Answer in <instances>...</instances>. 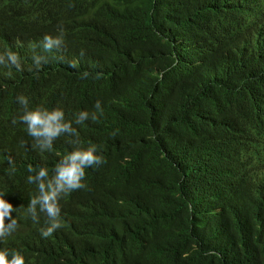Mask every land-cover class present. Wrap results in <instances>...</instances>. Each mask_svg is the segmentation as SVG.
<instances>
[{"label":"trees","instance_id":"trees-1","mask_svg":"<svg viewBox=\"0 0 264 264\" xmlns=\"http://www.w3.org/2000/svg\"><path fill=\"white\" fill-rule=\"evenodd\" d=\"M37 108L76 132L42 148ZM91 145L42 236L29 168ZM0 192L25 264H264V0H0Z\"/></svg>","mask_w":264,"mask_h":264},{"label":"clouds","instance_id":"clouds-1","mask_svg":"<svg viewBox=\"0 0 264 264\" xmlns=\"http://www.w3.org/2000/svg\"><path fill=\"white\" fill-rule=\"evenodd\" d=\"M52 43L50 39L46 38L45 48L50 49ZM9 58L13 63L18 60L15 54ZM96 108L98 110L101 108L99 101L96 103ZM87 115V112H80L78 122L82 123ZM64 117L63 110L59 108L51 112L37 108L26 112L20 119L26 123L30 135L41 138V147L50 150L53 139L61 133L76 132L71 127V122L65 121ZM92 119L95 120L96 117L93 116ZM104 162V157L97 154L96 146L91 145L86 149H77L66 155L55 166L51 176H49L47 168L41 167L38 170L29 168V172H34V174L29 175L28 183L37 185L38 195L30 200L27 213L34 224H38L40 219L37 209L46 215L47 227L40 229L42 236H51L54 231L62 227L61 198L73 191L85 188L86 184L83 182L86 175L85 170L89 167L99 166ZM15 210L13 204L5 199V193L0 192V240L6 239L19 228L17 220L12 216ZM0 264H25V258L19 252L10 253L9 250L0 247Z\"/></svg>","mask_w":264,"mask_h":264}]
</instances>
